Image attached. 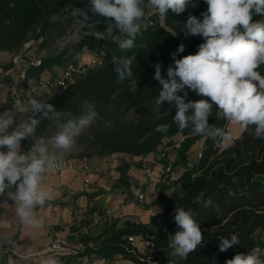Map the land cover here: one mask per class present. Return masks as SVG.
I'll return each mask as SVG.
<instances>
[{
	"label": "trees",
	"instance_id": "obj_1",
	"mask_svg": "<svg viewBox=\"0 0 264 264\" xmlns=\"http://www.w3.org/2000/svg\"><path fill=\"white\" fill-rule=\"evenodd\" d=\"M192 4L180 14L169 10L163 21L151 13L146 27L136 37L137 47L125 51L120 49L119 43L126 37L118 32L114 35L119 36V40H97L84 35L88 30L104 31L107 27V20L98 14L89 13L90 21L84 28L71 16L73 9L85 10L88 0H0V52H17L30 40L35 51H45L53 40L62 37L72 27L77 38L54 52L35 55L39 63L27 64L24 79L37 78L53 65L66 66L84 49L102 51L99 64L83 66L71 83L58 87L45 101L52 104L57 112L79 115L82 103L87 100L95 104L101 124L116 123L131 108L142 107L158 97L162 86L153 78L157 63L161 64L162 75L166 76L167 67L174 65L172 54L177 53L180 44L185 47L183 52L177 53V59L196 54L198 46L205 42L202 36H186L184 24L188 16L194 15L202 20L201 13L208 8L205 0H192ZM260 18L255 16L254 20ZM134 52L136 60L132 65V78L137 81V87L133 90L130 80H118L112 57H130ZM9 66L5 64L1 68L6 70ZM258 71L264 75V65ZM117 90L118 95L113 99ZM201 98L188 90L186 102ZM175 111L169 106L163 114L151 112L123 132L97 129L91 155L98 156L117 152L144 156L155 151L164 139H168L167 145H171L173 137L180 135L182 139L173 150L174 166L182 170L173 181L169 194L166 187L158 193L157 199L164 205L162 212L152 215L147 223L124 220L119 227L113 223L106 224L95 236L80 237L86 240V245L76 255L94 252L111 257L120 254L123 258L145 264L147 258L138 255L126 238L141 234L154 243V253L149 260L168 264L171 235L180 230L174 220V209L181 207L191 211L197 219L204 242L186 260L176 259V264H225L237 253L247 254L252 249H256L264 259V254H261L264 248L261 235L264 229V139L255 137L252 126L249 130L243 129L230 144L221 146L222 137L192 135L191 127L179 130L174 122ZM66 119H40L34 136L22 141V150L31 148L34 137L45 140L47 128ZM227 123L228 120L214 106L209 124L226 132ZM163 124L169 125L168 131H156L157 126ZM199 140L202 141L197 152L200 156L190 161V149ZM128 169L129 164L124 159L116 166V183L126 188L129 186ZM209 201L211 203L205 207ZM230 234L238 235L240 243L220 252L218 237H229Z\"/></svg>",
	"mask_w": 264,
	"mask_h": 264
},
{
	"label": "clouds",
	"instance_id": "obj_2",
	"mask_svg": "<svg viewBox=\"0 0 264 264\" xmlns=\"http://www.w3.org/2000/svg\"><path fill=\"white\" fill-rule=\"evenodd\" d=\"M205 2L208 8L201 13L203 19L189 15L184 24L186 36L204 38L196 54L177 59V53L183 52L185 47L180 44L177 53L172 54L174 65L167 67L166 76L162 75L161 64L155 65L153 78L162 86L156 106L161 108L167 102L173 107L176 110L174 122L181 131L191 127L192 135L227 139L222 129L209 124L215 106L226 120L244 130L254 126L255 137L264 139V75L258 71L264 65V0ZM189 4L192 0H88L85 10L76 8L70 14L83 28L89 24V13L104 17L107 20L104 31L88 30L84 35L97 40H119V36L114 35L118 32L126 37L119 43L120 49L126 51L137 47L135 40L146 27L147 15L154 12L163 21L169 10L180 14ZM255 16L261 18L254 20ZM135 60L136 52L130 57H112L118 80H130L133 90L137 87V81L132 78ZM188 90L202 98L186 102ZM25 108L30 115L23 120H18L12 111L0 113V197L6 196L14 202L22 225L38 229L42 221L37 218L36 210L54 196L52 191L42 187L44 176L49 169H61V165L50 154L43 138L34 141L27 151L22 150V141L34 136L40 119L67 117L59 124L51 143L56 149L70 152L76 139L95 122L98 113L95 104L87 100L82 103L79 115L57 112L52 104L36 98H30ZM168 128L169 125L163 124L157 126L156 131L167 132ZM174 220L180 230L171 235L168 264H176V259L186 260L204 242L202 229L191 211L176 207ZM218 239L220 252L240 243L236 234ZM41 264H60V261L48 256ZM225 264H264V259L252 249L247 254L237 253Z\"/></svg>",
	"mask_w": 264,
	"mask_h": 264
},
{
	"label": "crops",
	"instance_id": "obj_3",
	"mask_svg": "<svg viewBox=\"0 0 264 264\" xmlns=\"http://www.w3.org/2000/svg\"><path fill=\"white\" fill-rule=\"evenodd\" d=\"M9 55L12 53L6 52ZM96 50L84 49L78 60H73L75 65L89 66L88 61ZM10 60L6 64L9 63ZM69 62V61H68ZM2 64L0 63V69ZM65 66L53 65L43 70L37 78L24 79L21 83L11 88L0 87V113L12 111L18 120L26 119L30 112H21L16 106H25L24 96L30 94L38 100L45 101L58 87L53 83L38 86V80L54 79L61 75ZM22 94L21 96H16ZM230 135L227 139L222 137L221 146L230 144L243 130L239 125L230 121L227 123ZM181 136L173 137V140ZM168 139H164L156 148L160 150L167 145ZM202 141H197L190 149V160L195 159L200 150ZM167 151L171 157H175L174 150ZM153 160L154 177L148 180L141 166L142 156L124 157L129 164L128 182L126 188L118 185V172L116 166L120 163L112 160V156H89L86 162L82 157L71 158V167L61 171L49 169L44 176L43 188L54 193L50 201L36 210V216L42 221V227L34 229L20 223L15 213L14 202L9 198L0 197V246L10 247L7 253H0V264H41L48 256L56 259L64 258L68 264H140L130 259L123 258L120 254L104 257L98 253H88L76 256H62L58 252L47 250L54 237H62L67 244L74 245L79 239L78 228L90 219V210L93 207L107 208L113 213L112 223L119 227L124 220L147 223L150 217L162 212L164 205L158 201V193L162 188L159 175L164 160L148 154ZM134 161H138L135 164ZM86 166L85 170L81 169ZM85 179L88 181L85 182ZM15 189H12L14 191ZM144 191V203L142 205L130 202V198L138 191ZM167 191V194L171 192ZM102 228V227H101ZM99 230V229H98ZM98 230L92 233L95 236ZM264 232V229L262 230ZM264 253V248L261 250ZM145 264H158L147 262Z\"/></svg>",
	"mask_w": 264,
	"mask_h": 264
},
{
	"label": "built area",
	"instance_id": "obj_4",
	"mask_svg": "<svg viewBox=\"0 0 264 264\" xmlns=\"http://www.w3.org/2000/svg\"><path fill=\"white\" fill-rule=\"evenodd\" d=\"M148 23V20L145 24ZM34 50V46L32 40L27 41L23 44V47L11 54L10 58V66L6 70L0 69V87H8L11 88L16 84L21 83L24 80V74L26 66L29 62L39 63V59L33 55L29 57L26 56V52H30ZM78 55L80 53H77ZM76 54V55H77ZM78 57H81L78 56ZM102 59V51H96L94 55H92L88 61L89 66L97 65L101 62ZM81 66H74L72 63H67L64 69L61 72V75L49 80H38V86L48 85L49 83H53L56 87H65L69 83L74 80L75 73L81 70ZM22 94H17L16 96H21ZM26 99L25 105L28 103L30 98H34V96L28 94L24 96ZM16 109L21 112H28L25 106H16ZM182 139L174 140V143L171 145H164L160 150H155L151 152L154 157L158 159L164 160L162 170L159 175V182L162 187H166L168 189L172 188L173 181L176 179L182 168L174 166V157H171L167 154V151L173 150L178 147L179 141ZM54 156V155H53ZM149 155H144L141 157V166L144 169L145 177L148 180H152L154 177L153 170V160L148 157ZM200 156L199 153H196V157ZM56 162L61 165V169L53 168L55 171H61L64 169H68L71 167V158L58 157L55 156ZM83 161L86 162L87 156H82ZM86 166H84L81 171L85 170ZM88 180L85 179V182ZM130 202H133L138 205H142L144 203V191L140 190L136 194H133L130 198ZM113 213L107 208H98L93 207L90 210V219L88 222L83 223L78 228L79 239L76 241L74 245H69L62 237H54L53 240L47 247V250H52L62 254V256H74L79 250H82L86 245V240L80 239V237H89L92 233L99 228L103 227L106 224L112 223ZM127 242L130 244L131 248L135 250L138 255H143L147 258V261L150 262L149 258L154 253V243L153 241L144 235L134 234L126 237ZM10 247L0 246V253H7L10 251ZM60 264H68L69 262L64 258L59 259Z\"/></svg>",
	"mask_w": 264,
	"mask_h": 264
},
{
	"label": "rangeland",
	"instance_id": "obj_5",
	"mask_svg": "<svg viewBox=\"0 0 264 264\" xmlns=\"http://www.w3.org/2000/svg\"><path fill=\"white\" fill-rule=\"evenodd\" d=\"M151 13L149 15L146 16L145 18V23L148 20V18L150 17ZM72 27H70L69 29H67L66 33L60 37V38H56L55 40H53L52 43L49 44L48 49L45 51H28L26 52V56L29 57L30 55L37 56V55H43V54H47L50 52H54L57 49L61 48L64 44H66L67 42H70L72 40H75L77 37L75 35V31L74 29H71ZM74 28V27H73ZM76 29V28H75ZM81 53L78 55L73 56V58L68 62V63H72L74 66L79 67V65H75L73 62V60H78V56H80ZM11 55H9L8 53H6L5 51H1L0 52V63L2 64H6L8 62V60H10ZM76 58V59H75ZM157 97L153 100H150L146 105H143L142 107H135V108H131L129 111H127L122 117H120L116 123H104L101 124V122H99L98 119L95 120L94 123L91 124V126L89 128H87L77 139H76V144L73 147V149L70 152H64L63 150L60 149H56L52 143V137L59 131V124H55L53 126H50L47 128V134H46V139L45 141L48 144L49 147V152L51 155L54 156H58V157H65V158H79L82 156H98V155H91L92 152V140L94 138V134L97 131V129H105V130H119L120 132L125 131L127 128H129L132 124H134L135 122H137L138 119L142 118L143 116H147L148 114L151 115L152 113H156V114H163L165 113L168 108L169 105L167 104V102H165L161 108H158L156 106V101ZM230 129L226 127V132L225 135L229 136ZM235 139V138H234ZM38 139L36 137H34V141H37ZM171 150H169V153ZM169 155V154H168ZM109 156H112L113 159H109V163L112 162V160H117V161H121L123 160L124 157H128V159H130V156L128 154L125 153H121V152H117V153H112L109 154ZM171 156V155H170ZM192 161V160H190ZM135 164H138V161H134ZM171 189V188H170ZM169 189V191H170ZM261 235L264 238V232L261 231ZM264 254V253H261Z\"/></svg>",
	"mask_w": 264,
	"mask_h": 264
}]
</instances>
